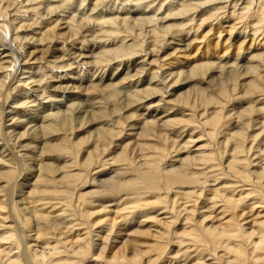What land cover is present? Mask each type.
<instances>
[{
  "label": "bare ground",
  "instance_id": "bare-ground-1",
  "mask_svg": "<svg viewBox=\"0 0 264 264\" xmlns=\"http://www.w3.org/2000/svg\"><path fill=\"white\" fill-rule=\"evenodd\" d=\"M0 264H264V0H0Z\"/></svg>",
  "mask_w": 264,
  "mask_h": 264
},
{
  "label": "rangeland",
  "instance_id": "rangeland-1",
  "mask_svg": "<svg viewBox=\"0 0 264 264\" xmlns=\"http://www.w3.org/2000/svg\"><path fill=\"white\" fill-rule=\"evenodd\" d=\"M165 3H168V0H165ZM224 34V33H223ZM215 36H214V34H211L210 35V38H212L211 39V42L212 43H214V38ZM202 46V45H201ZM214 47V45H212V46H210V48L208 49V51L211 53L212 51H213V48ZM216 50H219V46H217L216 48H215ZM236 49H231L230 51L232 52V51H235ZM229 51V52H230ZM191 52H193V50L191 51ZM197 55V54H196ZM184 57V56H183ZM190 57H192V55H189V58ZM188 58V59H189ZM181 60H183V59H187V58H180ZM191 59V58H190ZM190 85H188V86H183L182 87V90H185V89H187L188 87H189ZM86 121H88V120H83V122H80V123H78V124H76L75 126H74V128H73V130H74V133H76L75 134V137H74V141H76L77 139H79V138H82V137H85V136H87L88 135V133L94 128V126L93 125H87V124H85V122ZM134 122V121H133ZM252 134H253V132H252ZM201 144V142L200 141H197L196 142V146L197 145H200ZM196 146H194L193 148H195ZM192 148V149H193ZM176 155H178L179 157L180 156H185L186 155V152H184V150H180V151H178L177 152V154ZM97 218V217H96ZM146 226L147 225H143V227H141L142 228V230L143 229H146ZM135 228H137V225L135 224V225H132V227H131V229H135Z\"/></svg>",
  "mask_w": 264,
  "mask_h": 264
}]
</instances>
